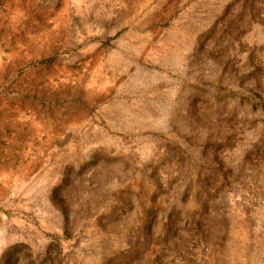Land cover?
I'll list each match as a JSON object with an SVG mask.
<instances>
[{"label": "rangeland", "instance_id": "rangeland-1", "mask_svg": "<svg viewBox=\"0 0 264 264\" xmlns=\"http://www.w3.org/2000/svg\"><path fill=\"white\" fill-rule=\"evenodd\" d=\"M0 264H264V0H0Z\"/></svg>", "mask_w": 264, "mask_h": 264}, {"label": "bare ground", "instance_id": "bare-ground-1", "mask_svg": "<svg viewBox=\"0 0 264 264\" xmlns=\"http://www.w3.org/2000/svg\"><path fill=\"white\" fill-rule=\"evenodd\" d=\"M52 31V30H51ZM50 35V34H49ZM35 42V41H34ZM36 45V44H35ZM37 45H39V43L37 44ZM31 46V45H30ZM33 46H34V44H33ZM32 46V52H33V55H40V54H42L43 53V51L44 50H46V49H44L43 51H42V46H36V47H33ZM53 46V45H52ZM50 46H48L47 48H49ZM45 48V47H44ZM98 55V54H97ZM32 57H34V56H32ZM37 57V56H36ZM118 60H119V57H116L114 60H112V58H110L109 60H107V63L109 62V64H114V63H116V62H118ZM35 63V62H34ZM45 68H43V67H41V68H37V69H34V70H31L30 71V74H31V76H32V79H31V85L30 86H32V87H34V88H36V87H38L37 85H38V83L39 82H41V81H43L44 80V78H45ZM27 76H29V75H27ZM26 77V76H25ZM27 78V77H26ZM83 80V76L82 75H80L79 77H78V81L81 83V81ZM30 83V82H29ZM45 87H49V85L48 84H46V86ZM42 91H41V94H43V96L44 95H46V94H44V92L47 90V88H45V89H41ZM76 94H78V95H80L81 94V92H82V89H81V87H77L76 88ZM52 96V95H51ZM56 96V95H55ZM56 98V97H55ZM51 100V99H50ZM70 106V105H69ZM59 113V111H58V109H56V108H53V109H51L50 110V112H49V114L53 117V116H56L57 114ZM5 122V121H4ZM5 124V123H4ZM9 125V124H8ZM12 127V126H11ZM18 128V127H17ZM8 129V128H7ZM19 131V130H18ZM14 137V136H13ZM16 139V138H15Z\"/></svg>", "mask_w": 264, "mask_h": 264}]
</instances>
